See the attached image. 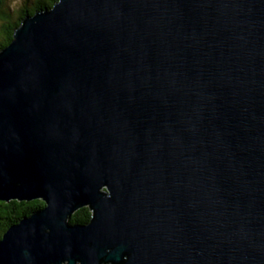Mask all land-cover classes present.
Returning <instances> with one entry per match:
<instances>
[{"label":"water","instance_id":"1","mask_svg":"<svg viewBox=\"0 0 264 264\" xmlns=\"http://www.w3.org/2000/svg\"><path fill=\"white\" fill-rule=\"evenodd\" d=\"M37 198L0 264H264V0L28 15L0 51V199Z\"/></svg>","mask_w":264,"mask_h":264},{"label":"trees","instance_id":"2","mask_svg":"<svg viewBox=\"0 0 264 264\" xmlns=\"http://www.w3.org/2000/svg\"><path fill=\"white\" fill-rule=\"evenodd\" d=\"M59 0H0V51L8 47L15 39V33L28 15L37 11L53 8ZM44 199H0V239L6 231L28 217L33 212L45 207ZM92 218L89 206L81 207L69 217L71 224H86Z\"/></svg>","mask_w":264,"mask_h":264},{"label":"rangeland","instance_id":"3","mask_svg":"<svg viewBox=\"0 0 264 264\" xmlns=\"http://www.w3.org/2000/svg\"><path fill=\"white\" fill-rule=\"evenodd\" d=\"M17 2H18V0H17ZM108 191V190H107Z\"/></svg>","mask_w":264,"mask_h":264}]
</instances>
